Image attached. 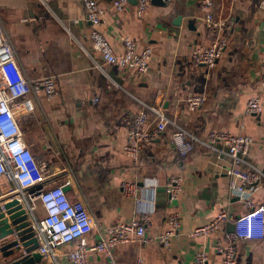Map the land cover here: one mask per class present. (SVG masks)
Instances as JSON below:
<instances>
[{"label":"crops","instance_id":"1","mask_svg":"<svg viewBox=\"0 0 264 264\" xmlns=\"http://www.w3.org/2000/svg\"><path fill=\"white\" fill-rule=\"evenodd\" d=\"M261 1L214 0L215 13L226 17L232 28L216 64L207 67L190 58L192 47L210 38L202 29L198 0H147L140 15L138 0H128L121 12L112 9V0H99L105 9L100 30L115 52L123 51L125 37L135 41L136 51L152 47L148 69L138 72L106 64L92 49L81 0H49V8L38 0H0V19L9 29L24 75L34 79L51 74L56 83L53 98L42 99L36 112L20 118L24 140L36 159L54 171L56 182L68 185L72 199L85 201L93 219L91 239L97 240L98 230L114 221L132 217L149 221L146 241L114 248L117 264H136L137 258L143 264H194V252L200 249L209 255L207 264H227L215 250V239L245 211L242 201L230 195L225 171L230 161L219 156L218 144L213 148L195 140L192 152L182 157L166 129L143 144L138 164L122 151L133 115L144 105L157 106L158 95L165 114L199 139L211 129L250 135L253 144L247 159L263 174L253 184L251 199L264 201ZM189 94L204 96L196 111L186 107ZM93 96L99 97L96 103ZM254 97L259 98L260 112L245 114L246 101ZM172 175H179L182 182L179 196L169 205L164 186ZM122 181L133 182L134 192L123 193ZM14 185L9 182L7 187ZM170 208L179 211L181 225L166 250L155 235L167 228ZM218 211L226 213L222 228L188 236ZM57 258L62 260L63 255ZM90 261L99 264L104 256L93 251ZM233 264H264V239L239 241Z\"/></svg>","mask_w":264,"mask_h":264},{"label":"built area","instance_id":"2","mask_svg":"<svg viewBox=\"0 0 264 264\" xmlns=\"http://www.w3.org/2000/svg\"><path fill=\"white\" fill-rule=\"evenodd\" d=\"M48 1L38 0L44 8H49ZM81 1L89 22L90 45L102 61L118 68L146 71L152 47L147 45L136 51L135 41L125 37L123 51L115 52L100 30L105 9L99 0ZM127 1L112 0L111 7L121 12ZM261 2L263 5L264 2ZM146 4L147 0H138L136 13L142 14ZM198 5L202 29L209 33L210 38L192 47L190 58L195 65L213 67L228 43L231 22L215 13L214 0H198ZM96 65L100 67L99 63ZM56 93L55 79L51 74L34 79L24 75L16 59L11 35L0 19V198H5L0 200V206L4 201L16 198L25 210L27 227L32 231L30 237H34L37 242L36 246L28 249L18 241L19 252L24 255L36 251L43 264H91L90 253L96 251L104 256V261L99 264H117L114 248L122 243L146 241L148 219L132 217L114 221L98 230L97 240L91 239L93 219L85 201L81 197L72 199L63 188L66 183H58L52 178L54 171L36 159L24 140L21 116L36 112L42 99H51ZM98 100V96L91 98L92 103ZM184 100L190 111H196L203 104L204 96L189 94ZM260 110L261 104L257 97L249 98L243 109L245 114H256ZM166 129H170V144L180 156L187 157L193 150V142L198 140L213 148V145L218 144L215 148L219 156H225L230 161L225 168L229 192L242 201L245 211L232 219V228L215 239L214 247L225 263L233 264L239 241L264 239V201L254 203L251 199L253 184L263 175L247 159L253 138L243 132L211 129L204 139H199L167 116L160 106L144 105L133 115L121 149L136 165L143 144L158 137ZM9 182H13L14 187H7ZM181 182L179 175H172L165 182L169 205L179 196ZM121 189L129 195L135 190L134 183L122 181ZM225 220L226 213L218 211L212 219L194 227L187 234L191 237L207 235L222 228ZM165 221L167 228L157 233L155 238L168 250L171 238L178 234L181 225L179 211L176 208L168 209ZM13 235L18 240L16 231ZM59 254L63 255L62 260L57 258ZM208 259L209 255L204 249L194 252V264H207ZM136 264H143L142 259L137 258Z\"/></svg>","mask_w":264,"mask_h":264},{"label":"water","instance_id":"3","mask_svg":"<svg viewBox=\"0 0 264 264\" xmlns=\"http://www.w3.org/2000/svg\"><path fill=\"white\" fill-rule=\"evenodd\" d=\"M175 20L178 23L180 16L178 15ZM161 100L162 95H158L156 99L157 106L161 105ZM166 104L164 101L163 106H166ZM63 188L66 190L68 185H64ZM24 211L16 198L8 199L0 206V264H37L41 258L36 251L22 255L15 250V248L18 249V241L22 245H26L28 249H32L37 245L35 238L30 237L32 231L27 227L28 221L25 220ZM232 226V223H230V228ZM14 231L18 234V240L13 235ZM10 234L13 237L9 240Z\"/></svg>","mask_w":264,"mask_h":264},{"label":"rangeland","instance_id":"4","mask_svg":"<svg viewBox=\"0 0 264 264\" xmlns=\"http://www.w3.org/2000/svg\"><path fill=\"white\" fill-rule=\"evenodd\" d=\"M8 32H9V29H8ZM12 237H13V235L10 234L9 237H8V239L10 240V239H12ZM15 250H16L17 252H19V249L15 248ZM17 252H16V254H17Z\"/></svg>","mask_w":264,"mask_h":264}]
</instances>
